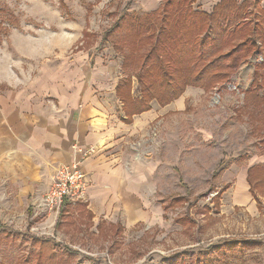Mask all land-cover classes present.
I'll return each instance as SVG.
<instances>
[{
	"label": "rangeland",
	"instance_id": "rangeland-1",
	"mask_svg": "<svg viewBox=\"0 0 264 264\" xmlns=\"http://www.w3.org/2000/svg\"><path fill=\"white\" fill-rule=\"evenodd\" d=\"M221 1L196 0L192 7L213 13ZM243 1H248L245 8ZM162 4L0 0V25L8 29L0 32V80L9 78L20 87L40 74L50 81L56 72L71 80L87 68L97 78L109 74L103 80L108 86L132 75V95L140 99L139 65L125 66L126 52L101 38L121 15H141ZM223 4L204 34L220 49L214 57L230 49L223 40L238 23L247 24L248 36L256 21L264 19V10L257 7L264 0ZM247 9L261 14L245 15ZM244 36L239 33L233 40L244 42ZM255 37L261 47L262 39ZM248 54L215 87L188 85L166 104L153 99L151 108L132 116L131 123L125 122L128 114L116 95L125 125L119 124L113 138L88 158L96 155L102 161L105 178L116 175L112 195L117 191L122 197H110L108 206L93 205L94 220L85 215L69 219L42 205L53 178L31 199L1 181L0 264H264V183L249 179V170L257 165L264 175V48H251ZM253 87L261 98L249 91ZM117 221L121 227H108ZM101 222L106 226L102 232ZM4 232L12 238L7 241ZM34 238L51 241L58 255L50 259L49 251L41 254ZM223 244L231 248L221 249ZM66 247L77 254L62 253Z\"/></svg>",
	"mask_w": 264,
	"mask_h": 264
},
{
	"label": "crops",
	"instance_id": "crops-1",
	"mask_svg": "<svg viewBox=\"0 0 264 264\" xmlns=\"http://www.w3.org/2000/svg\"><path fill=\"white\" fill-rule=\"evenodd\" d=\"M79 72L81 75L71 80L56 72L48 81L40 74L20 87L9 78L0 80V182L18 187L29 199L34 198L36 189L48 187L59 163L73 160L74 145L102 146L113 138L119 124L125 125L120 119L125 117L117 113L122 106L116 97L118 82L108 86L103 80L107 82L109 74L97 78L87 68ZM95 157L84 163L88 197L67 204L63 215L69 219L92 214L94 220L93 205L108 206L110 197H122L117 191L112 195L116 175L105 178V167ZM102 222L98 225L101 232L106 227ZM114 224L122 225L117 221L108 227Z\"/></svg>",
	"mask_w": 264,
	"mask_h": 264
},
{
	"label": "trees",
	"instance_id": "trees-1",
	"mask_svg": "<svg viewBox=\"0 0 264 264\" xmlns=\"http://www.w3.org/2000/svg\"><path fill=\"white\" fill-rule=\"evenodd\" d=\"M195 1L163 0L160 8L152 12H145L136 16L132 14L121 15L107 30L106 34L102 36L101 43L113 44L118 50L121 49L124 53L126 52L125 66L131 67L133 63L140 67L137 75H135L139 84L142 85L140 99L134 98L132 95V75H128L125 83H119L116 87V95L124 104V111L128 114L125 120L127 123L132 122V116L135 114L149 110L153 99L161 104H166L178 98L188 85H201L208 89L212 86L215 87L213 85L215 81L220 78L226 79L228 75H231L228 68L233 70L241 64V61L247 59L250 55L248 51L251 48H257V46L258 50L261 47L264 48V19L261 21L259 18L253 29L247 32L249 37L245 33L248 30L247 24L238 23L236 28L228 32L227 37L223 40V46L228 44L231 46L230 49L226 53H220L214 57L213 55L219 53L220 49L213 48L214 39L204 36V34L210 28L214 15L222 12L226 4H223L224 0H222L215 7L213 13H209L195 10L192 7ZM247 3L248 1H243L241 6L245 8ZM61 6L66 7L64 4H61ZM257 7L261 12L264 10V6L259 7L257 5ZM247 11L244 12L245 15L253 13L254 16H259L261 14L248 9ZM1 29L8 32L6 27L0 25V32ZM239 33L245 34V41L235 43L233 39H236L235 36ZM255 36L262 39L260 40L261 47ZM244 53H247V55H243ZM210 56L214 58L208 63H201L206 57ZM228 59H231L230 67H227V71H222L221 68ZM134 60L140 63H135ZM254 87L249 91H252L254 97L261 98L255 89L260 90V87ZM259 167L257 165L249 170V179L251 177L259 178L257 183H264V175L261 177L258 173ZM261 169L264 170V168ZM253 185L255 186V184ZM65 208L60 212V216H63ZM92 216V214H88L89 219ZM116 225L117 227L122 226L121 224ZM3 234L2 237L6 238L7 241L13 236L10 232H4ZM34 242L40 244L41 254L44 251H49L50 259L58 255L57 246L51 241L34 238ZM227 247L231 248L227 244L220 246L221 249ZM211 248L213 247H209L206 251ZM227 250L225 249V251ZM62 253H66L68 256L77 254L69 247H66ZM168 260H170V263L173 262L171 258Z\"/></svg>",
	"mask_w": 264,
	"mask_h": 264
},
{
	"label": "built area",
	"instance_id": "built-area-1",
	"mask_svg": "<svg viewBox=\"0 0 264 264\" xmlns=\"http://www.w3.org/2000/svg\"><path fill=\"white\" fill-rule=\"evenodd\" d=\"M74 158L69 163H59L54 170L53 184L42 200V205L60 214L66 204L84 201L88 197L89 180L84 163L96 152L95 146L74 145Z\"/></svg>",
	"mask_w": 264,
	"mask_h": 264
}]
</instances>
